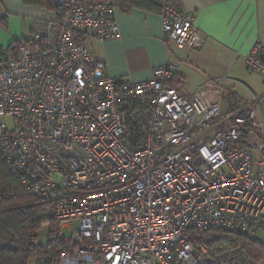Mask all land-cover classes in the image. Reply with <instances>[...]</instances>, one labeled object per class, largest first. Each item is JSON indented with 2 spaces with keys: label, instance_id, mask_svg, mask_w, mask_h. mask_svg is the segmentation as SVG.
Returning <instances> with one entry per match:
<instances>
[{
  "label": "built area",
  "instance_id": "2783aa9c",
  "mask_svg": "<svg viewBox=\"0 0 264 264\" xmlns=\"http://www.w3.org/2000/svg\"><path fill=\"white\" fill-rule=\"evenodd\" d=\"M61 5L0 57V158L67 249L35 264H253L200 242L216 231L264 247L263 98L239 99L232 85L246 87L226 74L206 82L211 97L182 96L168 62L147 81L113 80L83 37L118 38L117 5ZM159 17L164 43L201 47L193 15L168 4ZM244 64L264 79V47Z\"/></svg>",
  "mask_w": 264,
  "mask_h": 264
},
{
  "label": "crops",
  "instance_id": "0c3cea01",
  "mask_svg": "<svg viewBox=\"0 0 264 264\" xmlns=\"http://www.w3.org/2000/svg\"><path fill=\"white\" fill-rule=\"evenodd\" d=\"M64 1L56 0V4ZM176 9L193 15L203 41L199 49L164 43L159 14L139 9L118 10V38L101 42L85 35L83 43L113 80L147 81L154 69L167 62L175 64L178 72L172 88L185 97L201 86L211 97L206 82L226 74L246 87L232 85L239 99L247 101L250 93L263 98L264 115V79L244 64L256 45L264 47V0H176ZM56 19L55 12L24 5L22 0H0V57L30 37L34 22Z\"/></svg>",
  "mask_w": 264,
  "mask_h": 264
},
{
  "label": "trees",
  "instance_id": "16d2710c",
  "mask_svg": "<svg viewBox=\"0 0 264 264\" xmlns=\"http://www.w3.org/2000/svg\"><path fill=\"white\" fill-rule=\"evenodd\" d=\"M81 1V0H78ZM94 1V0H83ZM117 5L121 11L139 9L159 14L165 5L176 8V0H102ZM24 5L43 8L62 14L63 6L56 0H22ZM18 45H13L16 51ZM173 79L169 87H173ZM48 212L42 200L23 192L15 175L4 165L0 158V264H30L41 258H56L60 251L66 249V244L56 237L57 224L50 218L48 240L44 247L37 246L38 232L41 222L38 216ZM49 213V212H48ZM212 251L221 252L226 247H239L252 260L260 264L264 260V247L246 235H231L222 232L209 231L204 233L200 242ZM227 246L224 248L222 244ZM13 244V248L7 245ZM67 250V249H66Z\"/></svg>",
  "mask_w": 264,
  "mask_h": 264
},
{
  "label": "rangeland",
  "instance_id": "374dc122",
  "mask_svg": "<svg viewBox=\"0 0 264 264\" xmlns=\"http://www.w3.org/2000/svg\"><path fill=\"white\" fill-rule=\"evenodd\" d=\"M256 80L258 79L256 78ZM38 220L41 222V227L38 232L36 245L44 247L48 240V232L50 229V223H49L50 214L48 212L45 213L43 212L38 216ZM62 234H63V239H67L69 237V230L63 229ZM30 264H35V263L31 262Z\"/></svg>",
  "mask_w": 264,
  "mask_h": 264
}]
</instances>
